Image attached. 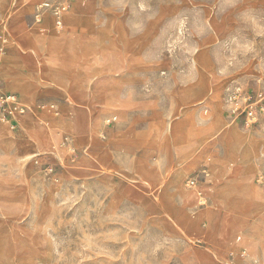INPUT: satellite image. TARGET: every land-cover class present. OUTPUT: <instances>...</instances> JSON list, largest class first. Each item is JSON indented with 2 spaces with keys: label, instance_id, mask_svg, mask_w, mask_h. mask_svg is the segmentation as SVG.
<instances>
[{
  "label": "rangeland",
  "instance_id": "rangeland-1",
  "mask_svg": "<svg viewBox=\"0 0 264 264\" xmlns=\"http://www.w3.org/2000/svg\"><path fill=\"white\" fill-rule=\"evenodd\" d=\"M44 1L0 0V88L43 107L0 121V264H264V106L229 119L264 0H71L40 36Z\"/></svg>",
  "mask_w": 264,
  "mask_h": 264
},
{
  "label": "built area",
  "instance_id": "built-area-1",
  "mask_svg": "<svg viewBox=\"0 0 264 264\" xmlns=\"http://www.w3.org/2000/svg\"><path fill=\"white\" fill-rule=\"evenodd\" d=\"M70 1L71 0H48L39 3L35 7L33 20L31 24H28V27L38 26V33L40 36H44L50 31L56 33L61 32L64 28V15L67 12ZM44 15H47L52 19L53 23L51 28L43 26L42 22L44 20ZM6 41L7 40L0 38V53L5 52L7 44ZM257 105L258 108H262L264 106V92L257 93L252 98L247 97L242 107H232L230 109V121L233 123L237 119L241 118V120L247 126L254 124L258 119L255 111V107H257ZM41 108L43 107L39 105L36 107L25 105L19 102V100L13 95L3 92V90L0 88V121H5L16 115H22L25 113L32 114L36 112V109ZM261 110L263 111V109ZM199 177V173H196L190 177L188 180L189 186H194ZM233 256L234 254L231 253L230 257L233 258ZM239 256L244 258L247 256V254L245 251H240Z\"/></svg>",
  "mask_w": 264,
  "mask_h": 264
},
{
  "label": "crops",
  "instance_id": "crops-1",
  "mask_svg": "<svg viewBox=\"0 0 264 264\" xmlns=\"http://www.w3.org/2000/svg\"><path fill=\"white\" fill-rule=\"evenodd\" d=\"M32 48H35V49H38L39 48V45L37 44V42H33V44H32ZM43 48H44V46H43ZM45 49V48H44ZM6 62H8V64H9V62L10 61H6ZM233 135L234 134H232L231 132L230 133H228V134H222L221 136V139H222V141L223 142H226L227 143V145H231V150L230 151H234V150H236L237 149V145H238V141H234L235 139L233 138ZM229 149V148H228ZM235 175V174H234ZM239 183V184H238ZM224 188V189H223ZM225 188L226 189H231V193H240V191L241 192H245V193H247L248 192V189H249V186H248V184H247V181H246V179L245 178H243V177H241V176H239V175H235L233 178L231 177V179L229 180V181H227L221 188H220V191L222 192L223 190H225ZM223 192H225V191H223ZM249 224L251 225L252 224V222L250 223L249 222ZM250 225H248V226H250ZM240 234H242L244 237H248V235H247V233H246V231H244V232H239Z\"/></svg>",
  "mask_w": 264,
  "mask_h": 264
},
{
  "label": "bare ground",
  "instance_id": "bare-ground-1",
  "mask_svg": "<svg viewBox=\"0 0 264 264\" xmlns=\"http://www.w3.org/2000/svg\"><path fill=\"white\" fill-rule=\"evenodd\" d=\"M73 21H74V19L70 16V17L68 18V22L72 25V24H73ZM2 70L5 71L3 68H2ZM1 133H2V132L0 131V134H1ZM247 245L250 246V247H252V245H251L250 242L247 243Z\"/></svg>",
  "mask_w": 264,
  "mask_h": 264
}]
</instances>
